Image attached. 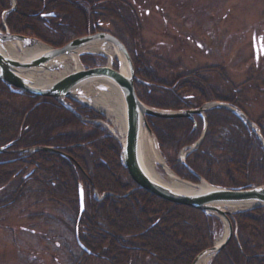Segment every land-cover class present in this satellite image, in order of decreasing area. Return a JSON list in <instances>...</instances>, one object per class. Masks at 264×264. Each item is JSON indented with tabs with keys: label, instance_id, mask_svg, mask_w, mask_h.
I'll use <instances>...</instances> for the list:
<instances>
[{
	"label": "trees",
	"instance_id": "16d2710c",
	"mask_svg": "<svg viewBox=\"0 0 264 264\" xmlns=\"http://www.w3.org/2000/svg\"><path fill=\"white\" fill-rule=\"evenodd\" d=\"M100 1L92 5L100 7ZM54 3L55 0H44L41 6L34 8L55 9ZM34 5L36 4L32 3L29 6ZM105 7L110 14L103 19L107 21L108 18H113V6L107 4ZM117 10L115 9L114 13H117ZM7 22L13 31L40 36L43 42L55 44L57 47L64 46L74 37L68 35L74 25H71L65 15L52 20L51 32H45L42 23L38 22L39 27L36 24L31 25L30 22L35 20L28 22L25 18L18 20L15 15H11ZM98 27L100 29V26ZM52 34H57L56 42L52 41L54 38ZM75 36L81 37L85 34ZM136 52L140 61L139 63L135 59L137 76L147 75V81L137 86L138 95L146 105L164 110H192L200 108L207 102L219 100L245 112L235 98V95L240 94L241 86L236 87L226 79L228 89L222 96L220 88L214 84L217 82L206 78L211 77L210 73L221 72L219 67L203 69L198 74L174 76L169 81L161 80L159 76L154 75L155 71L150 67L148 58L142 57L150 65L144 68L142 64L145 61L138 56L140 53L138 49ZM250 84L249 80L244 82V85ZM63 110L66 109L52 99H32L28 96L0 93V148L8 144H11V149L14 150L34 147L61 148L85 170L84 173L71 160L49 152L37 151L24 155L2 153L0 160H5V164H0V175L8 177L6 183L15 181V184L14 191L11 190L10 193L4 192L7 185L0 186V209L11 205L8 199L18 201L23 198L28 190L27 185H30V198H34L35 205L39 202L38 199L45 195L48 202L60 201L68 209V213L75 218L74 226L71 222L63 223L68 232L75 233L77 227L78 230L82 229L83 238L89 239L90 242L93 238L106 241L109 245L107 251L108 259L110 256L112 259L111 264H122V261L132 260L138 261V264H193L201 252L212 246L213 236L210 228L214 218L193 208L171 204L138 188L119 163V149L113 146V141H108L112 144L109 150L98 149L100 154L94 150L90 151L93 155H88L91 153L71 148L82 138L73 133L74 131L65 132L62 129L79 126V120L69 112L64 113ZM79 110L87 115L89 113L93 115V111L82 107ZM61 115L65 116L67 124H59ZM206 118L207 130L203 142L186 158L187 166L194 174L180 162L179 154L198 141L204 129L203 119L199 116H195L194 121L188 118H148L160 149L172 170L182 179L194 183L198 182L196 176L198 175L211 185L230 189H250L264 185V149L255 134H250L249 128L239 117L223 108L208 111ZM259 126L264 137V123ZM107 151L111 153L109 157L104 155ZM89 156L96 161V167L94 165L93 168L107 176H103L101 183L96 184V179L88 173L91 172L90 164L87 162ZM88 176L89 178H86ZM81 181L86 194V204L85 212L78 222V183ZM42 185H46L45 191L39 189ZM93 186L97 188L99 194L112 193L113 196H106L101 203L94 202ZM59 190L65 194L64 197L61 194L56 195ZM127 190L130 193L125 196ZM260 211L261 209L256 210L260 213L259 217ZM42 212L45 213V207ZM253 213L255 212L236 216L238 239L233 238L215 256L211 264H264V255L259 256L264 247L255 249V241H250L249 235L244 233L246 225H250L252 237H258L257 232L264 235V219L251 216ZM58 220L59 218L55 219ZM60 220L65 221L63 217ZM81 243L90 250L85 240ZM251 245H254L255 254L252 253Z\"/></svg>",
	"mask_w": 264,
	"mask_h": 264
},
{
	"label": "rangeland",
	"instance_id": "374dc122",
	"mask_svg": "<svg viewBox=\"0 0 264 264\" xmlns=\"http://www.w3.org/2000/svg\"><path fill=\"white\" fill-rule=\"evenodd\" d=\"M28 1L36 4L24 6L29 10L44 2V0ZM98 1L55 0L56 12L65 15L69 18L71 25H74L68 35H74V39H77L79 37L75 34H85V36L98 32L113 34L127 49L135 71L138 72L135 67L136 60L140 63L136 52L138 49L140 51L138 56L141 57L139 58L145 61L142 66L146 68L151 65L150 67L155 71L154 75L159 76L161 80L169 81L174 76L198 74L203 69L219 67L221 72L210 73L209 76L213 79L208 76L206 78L217 82L214 84L220 88L222 96L228 89L226 79L236 87L241 86L243 91H239L238 96L235 95L237 102L243 106L244 111L257 125L264 123V0H101L99 2L101 6L94 7L92 3ZM15 2V0H0V30L8 31L10 34L13 30L8 26L7 21L13 15L11 13ZM107 4L113 6V10L110 9L113 12V18L105 21L103 19L107 17L106 15H110L104 9ZM115 9H118L117 13H114ZM26 21L28 22V19ZM96 22H98L97 25ZM98 26H101L100 29ZM42 28L45 32H51L48 28L43 26ZM51 36L54 37L52 41H55L57 34ZM100 44H107V42L97 45ZM45 45L51 48L63 47L47 43ZM142 57H147L150 65ZM80 60L84 69L88 64L92 69L108 64L103 54L89 53L81 56ZM114 60L116 61V58ZM113 64L116 67L117 61ZM138 78L147 81V75L138 76ZM248 80L251 81L250 86L244 85V82ZM138 88L135 89L139 97ZM96 90L102 91L101 89ZM60 106L64 108L62 104ZM80 107L90 110L81 103H72V111L66 108L67 111L63 110L64 113L69 112L79 120V126L62 129L65 132L74 131L73 133L82 138L71 148L85 152L95 150L94 152L100 154L98 149L106 151L110 146L112 147L111 142H108L111 140L113 146L119 149V163L123 165L121 143L118 136L112 132L110 121L95 111L93 115L90 113L87 115L79 110ZM60 123L67 124L65 116L61 115ZM249 133L254 134L252 129H249ZM152 146L160 156V160L156 162L160 174L165 173V167L161 165L163 162L174 175L179 177L169 166L162 151L157 149L154 143L149 148ZM88 155H93V153ZM104 155L109 157L111 153L107 151ZM148 156L153 160L152 149H149ZM87 162L90 164L91 171L88 173L96 179V184L101 183L103 176L106 175L98 173L93 168L94 165L96 167V161L90 159V156ZM7 180L8 177L4 178L0 175V186L7 185L4 192L10 193L11 190L14 191L15 181L9 184L10 181L6 183ZM205 181L210 184L207 180ZM191 183L199 184V181ZM27 187L28 190L23 198L18 201L8 199L11 205L0 209V264H111L112 259L110 256L109 261V251H107L109 245L106 241L93 238L90 242L89 239L83 238L82 229L79 230L78 237L76 232H68L63 223L67 221L75 225V218L68 213V209L60 201L58 203L48 202L45 195L42 196L43 199L39 198V202L35 205L34 198H30L31 187L30 185ZM45 187L46 185H42L39 189L45 191ZM125 192V196L130 193L129 190ZM60 194L63 197L65 195L59 190L56 195ZM102 197L103 194H99L97 188L93 186V201L101 203L105 199ZM44 207L45 213L42 212ZM258 209H261V217H259L260 213L256 212ZM250 212H255L251 216L264 219V207L256 208L255 211H245L236 216ZM40 215L43 216L40 217ZM61 216L65 221L60 220ZM58 218L59 220L55 221ZM213 218L214 222L210 228L211 236H213L212 246L225 236L227 230L223 219ZM245 223L249 224L247 221ZM249 226L246 225L244 233L249 235L250 241H255V249L264 247V235L257 232L258 237H252ZM78 240L81 242L85 240L90 250H83ZM251 248L252 253L255 254L254 245H251ZM261 255H264V251L262 254L259 253V256ZM214 258L209 259L207 264H211ZM122 262V264L139 263L136 260Z\"/></svg>",
	"mask_w": 264,
	"mask_h": 264
},
{
	"label": "water",
	"instance_id": "95a60500",
	"mask_svg": "<svg viewBox=\"0 0 264 264\" xmlns=\"http://www.w3.org/2000/svg\"><path fill=\"white\" fill-rule=\"evenodd\" d=\"M105 42L110 43L118 50V55H116L118 70H114L110 67L84 69L82 66L79 72L58 80L51 85H41L36 83L33 79L23 75L24 72L41 74L61 70L65 67L64 58L77 56L80 60L81 56L90 53L82 49L89 48L92 44L97 45L98 43ZM38 44L40 45L42 43L37 39L10 35L9 33L7 35H2L0 32V80L10 88H15L20 92L30 93L34 96L52 98L63 104H66V100L81 103L88 109L103 116L104 114L92 105L90 98L87 97L86 99L84 88L89 85L93 86L94 90L101 89V84L104 80H110L115 83L121 92L126 106V134L124 140L119 139L122 149V160L133 182L140 189L159 199L175 205L199 210L206 216L223 219L226 223L227 230L224 238L213 247L201 252L195 258L193 264H198L205 257L210 259L216 256L226 247L233 236L237 237L231 222V219H233L236 214L264 207V185L246 190L230 189L212 186L198 175L196 176L200 181L199 184L187 182L175 175L180 182L190 184L192 186L191 190H193L180 191L166 186L152 178L145 170L140 155L141 135L144 132L148 135L151 143H154L156 148L160 149L157 138L150 128L147 118H188L194 121V117L199 115L204 121V131L201 139L181 156V160L185 164V158L202 142L207 129L206 113L213 108L228 109L232 113L243 117L258 135L264 146V139L260 132L242 111L232 108L228 104L220 101L207 103L201 108L192 110H164L146 105L136 94L135 81L137 78L133 62L127 49L120 40L107 33L101 32L77 38L61 48L46 46L48 49L45 51L35 55H29L25 58L15 59L6 51L7 46H15L16 50L22 55L26 49ZM123 66L126 68V72H122ZM36 150L62 154L48 147L36 148ZM3 151L4 149H0V153ZM161 165L168 169V166L163 162H161ZM187 168L194 174L189 167ZM80 208L81 211H83L84 197L82 190H80ZM238 209L243 210L238 212Z\"/></svg>",
	"mask_w": 264,
	"mask_h": 264
},
{
	"label": "bare ground",
	"instance_id": "6f19581e",
	"mask_svg": "<svg viewBox=\"0 0 264 264\" xmlns=\"http://www.w3.org/2000/svg\"><path fill=\"white\" fill-rule=\"evenodd\" d=\"M110 43L103 45H90L89 48L82 49L83 51H89L93 54H103L108 60V66L112 64L116 55H118V50L112 47ZM48 49L42 44L35 45L29 49H26L25 52L21 55L15 46H7L6 51L9 55L15 59L22 57H27L29 55H35L41 53ZM122 55V54H121ZM65 67L62 70H58L52 73H41L34 74L31 72H24L23 75L27 78L33 79L36 83L41 85L54 84L58 80L68 77L69 75L75 74L82 69V64L77 56L64 58ZM126 68L123 66L122 72H126ZM102 91L94 90L93 86L87 85L84 88V93L87 97L90 98L92 105L100 110L105 118H107L111 123V130L114 134L118 136L120 140H124L126 134V106L124 99L115 83L110 80H104L101 84ZM151 143L148 135L144 132L141 135L140 141V155L142 159L143 166L147 173L162 184L169 186L173 189L180 191H193L192 186L188 183L180 182L175 175L167 168H165V173L160 174L161 172L157 168V161L160 160V156L155 151L154 147L151 148ZM149 149L153 150V160L148 156ZM252 188H255L252 187ZM250 188V189H252ZM238 212H241L243 209H238ZM224 238V237H223ZM221 238L220 241L223 239ZM219 241V242H220ZM209 258H203L198 264H207Z\"/></svg>",
	"mask_w": 264,
	"mask_h": 264
},
{
	"label": "flooded vegetation",
	"instance_id": "af4514ba",
	"mask_svg": "<svg viewBox=\"0 0 264 264\" xmlns=\"http://www.w3.org/2000/svg\"><path fill=\"white\" fill-rule=\"evenodd\" d=\"M15 6L12 7V13L13 15H15L17 17L18 20H21L23 18L25 19H28L29 21H33L35 20V22H30L31 25H38L39 27V24L38 22L41 24L42 23V26L45 27V28H49L50 29V24L52 22V20H57L59 17L62 16V13H58L56 12L55 9H36V8H33L31 7V9H25L24 6L25 5H31L33 2H30L28 0H15ZM30 26V25H28ZM101 27V26H100ZM40 29V28H39ZM43 29V28H42ZM103 29V28H102ZM51 30V29H50ZM13 34L15 35H20V36H23V37H26V38H32V39H37L39 41H42V38L40 36H37V35H33V34H23V33H17L15 31H13ZM44 35V34H43ZM112 36H114L113 34H111ZM116 37V36H114ZM75 37H73L71 40H73ZM117 38V37H116ZM118 39V38H117ZM70 40V41H71ZM69 41V42H70ZM94 61V60H93ZM100 66V65H99ZM87 68H91V65L88 64L86 66ZM95 67V65L93 66ZM136 77L138 79V76H137V72H136ZM139 82L136 83V85L138 84ZM0 93L1 94H7V93H12L14 95H20V96H28V97H31L32 99L33 98H42V99H48L46 97H40V96H34L30 93H20L18 92L17 90L15 89H11L10 87H8L7 85H5L2 81H0ZM59 151H62L63 150L61 148H57ZM4 153H8L10 155H17L16 153V150L14 149H9V150H6L4 151ZM65 155V156H64ZM67 160H71V162L74 164V165H77V167H79V169L85 173V170L83 169V167L81 166V164L79 162H77L72 156H69L67 155L66 153L63 152V156H61ZM5 161V160H4ZM0 160V164H5V162ZM78 188H79V191L82 190V193H83V197H84V206L86 204V194L84 192V186L80 184V182L78 183ZM85 212V209L83 210L82 214ZM79 229V228H78Z\"/></svg>",
	"mask_w": 264,
	"mask_h": 264
}]
</instances>
